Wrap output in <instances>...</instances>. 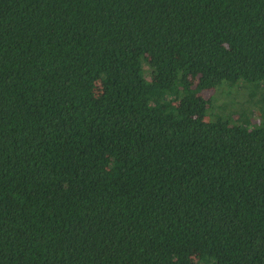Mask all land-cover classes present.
Listing matches in <instances>:
<instances>
[{
    "label": "trees",
    "instance_id": "1",
    "mask_svg": "<svg viewBox=\"0 0 264 264\" xmlns=\"http://www.w3.org/2000/svg\"><path fill=\"white\" fill-rule=\"evenodd\" d=\"M0 264H264V0H0Z\"/></svg>",
    "mask_w": 264,
    "mask_h": 264
},
{
    "label": "rangeland",
    "instance_id": "2",
    "mask_svg": "<svg viewBox=\"0 0 264 264\" xmlns=\"http://www.w3.org/2000/svg\"><path fill=\"white\" fill-rule=\"evenodd\" d=\"M206 95V94H205ZM194 257V256H193Z\"/></svg>",
    "mask_w": 264,
    "mask_h": 264
}]
</instances>
